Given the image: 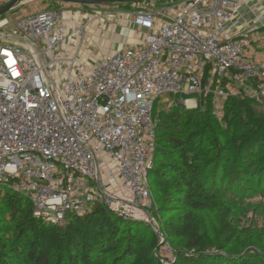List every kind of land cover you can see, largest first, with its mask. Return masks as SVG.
Returning a JSON list of instances; mask_svg holds the SVG:
<instances>
[{"label":"built area","instance_id":"2783aa9c","mask_svg":"<svg viewBox=\"0 0 264 264\" xmlns=\"http://www.w3.org/2000/svg\"><path fill=\"white\" fill-rule=\"evenodd\" d=\"M167 5L134 13L140 39L91 64L76 45L87 23L60 10L0 18V188L27 198L35 219L118 210L102 192L114 180L130 199L121 215L144 217L159 98L264 99V34L250 38L264 29V0Z\"/></svg>","mask_w":264,"mask_h":264},{"label":"trees","instance_id":"16d2710c","mask_svg":"<svg viewBox=\"0 0 264 264\" xmlns=\"http://www.w3.org/2000/svg\"><path fill=\"white\" fill-rule=\"evenodd\" d=\"M212 97H200L201 103L195 109L180 111L174 107L169 113L158 114L153 160L160 158L163 171L153 172L158 173L164 204L173 200L189 211L204 206L218 210L219 235L229 242L235 235L229 224L231 209L216 190L236 192L258 184L264 192V134L255 135L246 143L238 142L234 136L221 140L218 135L233 134L231 126L235 128L243 118L247 119L241 137L264 128V115L256 112V104L264 106V99H224L222 121L227 131H223L221 126L213 125L210 107L202 105L204 99L210 102ZM206 142L213 154L199 161L196 151ZM161 143L167 148H162ZM235 163L243 166L233 168ZM0 195L14 223L6 232L0 229L1 234L7 233L3 234L4 241L0 240V264H162L157 258V235L151 233L146 243H138L135 237L141 233V227L124 215L114 217L102 203L95 204L83 216L68 215L64 224L51 226L33 217L27 198L8 189ZM121 227L123 237H118ZM164 228L167 239L183 238L182 264H264L258 255L230 262L219 254H208L190 215L184 221L167 219ZM122 242L120 253L103 263L101 257L117 250Z\"/></svg>","mask_w":264,"mask_h":264},{"label":"rangeland","instance_id":"374dc122","mask_svg":"<svg viewBox=\"0 0 264 264\" xmlns=\"http://www.w3.org/2000/svg\"><path fill=\"white\" fill-rule=\"evenodd\" d=\"M9 1L11 0H0V6ZM170 1L176 0H146L137 4L79 7L59 2L37 0L19 6L16 10L7 14V17L10 20H16L34 16L41 12L60 10L74 23H87L82 35V41L77 40L76 45L81 48L80 52L82 59H85L87 63L91 64L96 58L115 52L122 44L131 40V27L129 25H132L135 17L134 13L139 11H156L168 6L167 4ZM131 30L134 31V33H140L137 30ZM263 34L264 29L257 33L250 34V38L258 39ZM0 43L3 42L0 41ZM259 45L260 44H256L253 47L258 48ZM212 96L210 102L204 99L202 105L210 107V116L213 125L221 126L224 129L223 131H227L226 125L222 121L224 99H220L216 95ZM199 98L200 97L192 98L191 100L195 101L194 106L193 108H187V106L182 103L185 98L179 96L161 97L154 104L152 116L155 121L158 122L159 113H169L174 107L178 108L180 111L195 109L199 103H201ZM234 98L255 100L246 96L244 93H242V95H236ZM256 105V112L264 115V106L259 104ZM246 119L247 118L241 119L235 128L231 126V131L234 129L233 134H220L218 138L220 137L221 140H224L225 137L234 136L238 142L241 141L242 143H246L254 138L255 135L264 134V128H261L255 133L247 135L246 137H241L240 134L244 130ZM204 132L207 136L208 133L206 130ZM160 145L162 148H167L165 144L161 143ZM196 153L198 154L197 159L199 161H205L213 154V150L206 142L199 145ZM160 161V158H158L156 162L153 160V154L151 155V173L147 177V182L151 190L152 202L149 207L143 209L144 217H128L134 224L141 227V233L135 237L138 243H146L149 240L150 234L155 233L159 240L158 245L160 246V250L157 253V258L160 263L182 264L180 252L185 253L182 247L184 240L180 237L167 239L164 222L170 218L175 221H184L190 215L193 225L202 236L203 245L207 249L208 254H219L225 261L230 262H235L238 258H248L254 255H258L260 258L264 259V192L261 188L262 185L255 184V186H250L246 188V190L238 189L236 192L216 190L221 200L231 209L229 224L235 229L234 237L229 242H225L219 235L220 212L218 210L209 206H204L200 209L189 211L178 207L177 203L172 202L173 200H168L167 203L164 204L162 190L159 188L158 179L156 177L158 173L153 172L154 169L160 170L161 172L163 171L162 162ZM253 164L254 163H251V165ZM232 166L233 168L240 169L239 166L242 167L243 164L235 163ZM207 174L208 170H205L204 175ZM6 189L7 187L3 186L0 192L3 193ZM102 192L108 197H116L119 200L121 207H119L118 210H114L110 204H107V207L114 217L120 216L125 209V205L130 201L129 197L119 190L115 180L109 181L108 187L102 189ZM4 204L5 202L0 200V229L6 232L13 227L14 223L10 218L9 212L6 211ZM94 205L88 206L85 213L87 214L91 211ZM123 231V227H121L118 237H123ZM3 234L6 235L7 233ZM3 234L0 233L1 241H4ZM123 246L124 242H122L114 252L103 255L101 261L103 263L108 262L112 257L120 253Z\"/></svg>","mask_w":264,"mask_h":264},{"label":"water","instance_id":"95a60500","mask_svg":"<svg viewBox=\"0 0 264 264\" xmlns=\"http://www.w3.org/2000/svg\"><path fill=\"white\" fill-rule=\"evenodd\" d=\"M32 1L37 0H11L6 4L0 6V18L6 16L10 12L16 10L19 6L23 4H27ZM39 1H52V2H59L63 4H70L79 7L84 6H108L114 4H137L142 3L146 0H39Z\"/></svg>","mask_w":264,"mask_h":264},{"label":"crops","instance_id":"0c3cea01","mask_svg":"<svg viewBox=\"0 0 264 264\" xmlns=\"http://www.w3.org/2000/svg\"><path fill=\"white\" fill-rule=\"evenodd\" d=\"M130 26V25H129ZM131 27V29H133V30H135L132 26H130ZM130 29V32H131V34H130V39L131 40H129V41H127V42H129V43H131V42H135L136 40H138V39H140V37H141V34L140 33H138V32H136V33H134V31H132ZM128 30H129V28H128ZM138 35V36H137ZM134 36H135V38H134ZM127 42H125V44L127 43Z\"/></svg>","mask_w":264,"mask_h":264}]
</instances>
